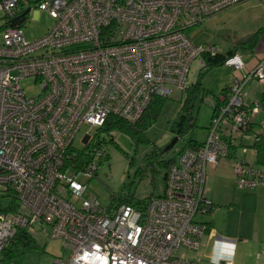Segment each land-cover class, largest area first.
I'll return each mask as SVG.
<instances>
[{
	"label": "built area",
	"instance_id": "obj_1",
	"mask_svg": "<svg viewBox=\"0 0 264 264\" xmlns=\"http://www.w3.org/2000/svg\"><path fill=\"white\" fill-rule=\"evenodd\" d=\"M264 1V0H262ZM245 0H38V12L53 19L44 35L25 38L22 21L32 8L26 0H0V194L12 202L0 208V253L16 230L59 238L69 251L51 264H194L176 252L197 251L211 211L206 170L231 161L234 185L264 186V165L243 155L264 137V119L248 143L241 135L264 104L245 103L244 86H264V58L244 76L231 78L216 106L205 140L185 147L171 162L162 193L144 211L125 203L102 207L86 196V184L106 156L87 132L113 115L134 124L155 98L185 92L192 60L220 53L196 44L186 30ZM223 63L244 69L241 54ZM33 79L39 92L28 96L21 82ZM114 198V197H112ZM236 239L216 236L211 264H233ZM226 245L222 248L220 245ZM196 264V263H195Z\"/></svg>",
	"mask_w": 264,
	"mask_h": 264
},
{
	"label": "rangeland",
	"instance_id": "obj_2",
	"mask_svg": "<svg viewBox=\"0 0 264 264\" xmlns=\"http://www.w3.org/2000/svg\"><path fill=\"white\" fill-rule=\"evenodd\" d=\"M26 1H32L33 5L21 22L24 30L23 35L26 39L33 40L47 32L53 24V19L45 12L36 10L37 7L34 2L38 0ZM261 28L264 29V1L245 0L243 3L233 5V7L209 16L196 26L187 29L186 33L196 44L214 45L221 54L236 47L245 61L247 50L240 48L242 42ZM262 45L264 43L260 42L257 46L261 47ZM199 60L200 57L191 61L186 83L189 86L201 76V86L205 91H209V94L200 93L196 97L193 106L194 126L189 128L182 136L177 137V142L167 152L156 156L153 154V151L158 153L157 150H163L172 137L175 136L171 130V125L178 119L185 92L175 90V93L164 98L156 119L144 129L140 139L133 138L121 131L99 132L98 134L97 129H89L88 126H82L79 129L73 141L76 147H82V141L89 132L94 141L98 140L100 142V146L106 154L92 178L86 179L82 175L78 178L86 184V196L88 198L96 197L97 202L102 207L111 208L118 203L117 201L125 197L142 200L151 195H159L162 193L164 176L168 170L166 161L176 160L178 149L189 142L190 139L198 143L205 140L207 128L210 126L209 123L213 114L208 101L211 97L220 95V91L230 77L231 71L223 65L211 68L198 76L201 68ZM21 84L28 96H33L39 92V87L33 79L24 80ZM252 92L256 93L253 90ZM208 174L207 185L211 187L212 192L214 175L211 172ZM232 175V184L230 182V185L229 180H218L217 182V185L223 188L222 194L226 197V202L223 203L225 205L215 207L222 209L217 214L216 226L220 229L227 225L229 231H240L247 236L253 234L255 230L264 232V205L257 204L255 197L249 195L255 189H238L234 185V174ZM241 193L245 194L242 213L227 214V211L236 208L237 204L234 196ZM10 202H12L10 195L0 194V208L9 206ZM195 218L205 222L208 217L205 214L197 215ZM35 239L43 248V252L33 253L27 264H51L54 257H68L69 251L59 238L46 239L35 236ZM179 254V251H177L176 255L179 256Z\"/></svg>",
	"mask_w": 264,
	"mask_h": 264
},
{
	"label": "crops",
	"instance_id": "obj_3",
	"mask_svg": "<svg viewBox=\"0 0 264 264\" xmlns=\"http://www.w3.org/2000/svg\"><path fill=\"white\" fill-rule=\"evenodd\" d=\"M246 53V60L244 61L242 58V61L245 63V68L238 70L234 72L231 68V74L230 77L227 79L226 83L224 86H228L231 78H234L236 76H244L245 73L251 69L257 61H260L261 58H264V45L261 47L257 46L254 48V50L247 49ZM244 101L245 103L253 102V101H259L260 103L264 104V86L259 84L256 80H249L245 86H244ZM247 87H249L247 89ZM224 88V87H223ZM222 88V89H223ZM221 89V90H222ZM256 91L260 92L257 93L258 96L256 95ZM209 94V93H208ZM216 97V96H215ZM212 98V97H211ZM216 98H221V91L220 95ZM264 119V110L260 111L253 119V124L250 126L248 130H246L242 135L240 141L243 143H248L252 136L258 132V127H259V122ZM239 151L237 149H232L230 156L227 158V160H224L218 164H216L214 167H208L206 170V181H205V186H206V196L209 198L212 202L213 208L211 211L207 214V219L205 222L207 223V230L203 236V238L200 241V249L197 251H191L187 249H182L180 250V255H182L183 258L186 260L196 263V264H211L210 263V255L213 252V242L215 240L216 236H222L225 238H234L236 239V242L234 244V251H233V264H264V232H259L255 230L253 234L250 236H247L245 233L240 232V231H229L228 226L226 225L224 228H218L216 226V217L218 212L222 211V209L215 208L217 205L222 206L225 205L223 204L226 202V197L223 196L222 194V186H218L217 182L218 180L222 181H228L229 185L230 182L232 184V178H233V173H232V166H231V161L234 158V156H239ZM244 159L252 164L256 163L255 155L247 153L243 155ZM209 172L213 173L214 179L212 182V188L213 191L211 192L210 186L207 185L208 183V178H209ZM217 186V187H216ZM225 192V190H224ZM250 196H254L257 204H262L264 205V186L257 187L255 190L249 193ZM245 194L241 193L237 196H234L236 198V208L230 209L227 211V214L229 213H242L243 211V201ZM233 198V199H234ZM235 200V199H234ZM204 222V223H205ZM222 248H227L226 245L222 244L220 245ZM214 251H217L215 248ZM179 255V256H180Z\"/></svg>",
	"mask_w": 264,
	"mask_h": 264
},
{
	"label": "trees",
	"instance_id": "obj_4",
	"mask_svg": "<svg viewBox=\"0 0 264 264\" xmlns=\"http://www.w3.org/2000/svg\"><path fill=\"white\" fill-rule=\"evenodd\" d=\"M260 42L264 43V29L262 28L247 37V40L242 42L240 48L243 50H254V48ZM235 52H238L236 47L233 49H229L226 53H219L218 55L213 56L211 58H204L203 61L205 65L200 68L198 76L202 72H206L211 68L223 66L224 58L227 55L235 54ZM200 79L201 76H199L194 83L185 88V98L183 100L184 102L181 105V110L179 112L178 119L177 121H174L173 125H171V130L175 136H182L189 128H192L194 126L193 106L196 102L195 99L198 95H200V93H209V91H205V89L202 88ZM227 89L228 87L224 86V88L221 90V96L225 95ZM212 98L213 100H215L216 106H218L219 104H224L225 102V100H219L216 97ZM162 101L164 102V98L155 97L134 124L129 123L117 116H108L104 123V126L98 129V134L99 132L110 133L112 131H121L131 135L133 138L140 139L144 129L156 119L157 113L159 112L160 107L163 104ZM95 142L100 145V142H98V140H96ZM199 144L200 143H198L197 141L190 139L189 142L183 144L178 150L180 151L185 147H190ZM252 146L256 149V163L264 165V137H260L258 140L253 142ZM157 151L159 152L157 153L153 151V154L155 156L163 153V151L161 150ZM171 162L173 161H166L168 167ZM151 196L142 200H133L131 198L125 197L117 202L129 204L138 210L144 211L147 200L150 199ZM35 240V236L28 234L25 230H16V233L11 239V242H8L9 245L0 253V264H27L28 259L31 257V255H33V253L39 254L43 252V248Z\"/></svg>",
	"mask_w": 264,
	"mask_h": 264
},
{
	"label": "water",
	"instance_id": "obj_5",
	"mask_svg": "<svg viewBox=\"0 0 264 264\" xmlns=\"http://www.w3.org/2000/svg\"><path fill=\"white\" fill-rule=\"evenodd\" d=\"M177 137L178 136L172 137L171 141L161 151L167 152V150L171 149L175 145V143L177 142V139H178Z\"/></svg>",
	"mask_w": 264,
	"mask_h": 264
}]
</instances>
